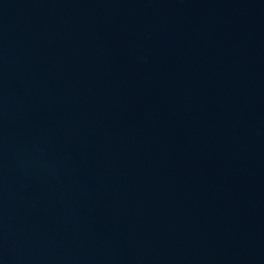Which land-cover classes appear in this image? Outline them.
<instances>
[{"label": "water", "instance_id": "water-1", "mask_svg": "<svg viewBox=\"0 0 264 264\" xmlns=\"http://www.w3.org/2000/svg\"><path fill=\"white\" fill-rule=\"evenodd\" d=\"M0 264H264V0H0Z\"/></svg>", "mask_w": 264, "mask_h": 264}]
</instances>
